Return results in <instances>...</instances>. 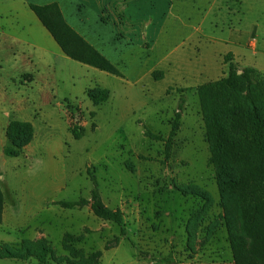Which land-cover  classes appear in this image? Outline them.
<instances>
[{
	"label": "rangeland",
	"instance_id": "obj_1",
	"mask_svg": "<svg viewBox=\"0 0 264 264\" xmlns=\"http://www.w3.org/2000/svg\"><path fill=\"white\" fill-rule=\"evenodd\" d=\"M52 1L68 24L80 19L77 27L105 45L113 44L111 26L103 23L111 15L114 26L128 29L135 22L123 21L122 0L121 6L109 0H0V39L3 29L36 43L18 44L7 36L0 48V252L26 254L0 255V264H235L228 220H236V199L220 182L234 177L237 168L210 161L197 87L228 74L224 40L250 50L237 61L233 57L238 67L253 65L264 75V0H247L252 8L242 6V12L236 0H128L142 24L167 17L168 40L158 36L152 51L147 39L115 41L123 50L102 54L124 77L57 49L29 6ZM200 27L209 39L187 43L188 54L171 52ZM65 42L80 51L72 38ZM169 61L168 76L155 80L153 71L165 72L153 67ZM101 87L109 89V98L94 105L88 92ZM182 96L181 118L168 145ZM12 119L30 121L35 129L16 157L4 152ZM72 128L82 129L80 138ZM95 186L109 207L121 210L122 224L94 215L89 205L57 203L90 199ZM42 244L48 248L45 262L39 259Z\"/></svg>",
	"mask_w": 264,
	"mask_h": 264
},
{
	"label": "trees",
	"instance_id": "obj_2",
	"mask_svg": "<svg viewBox=\"0 0 264 264\" xmlns=\"http://www.w3.org/2000/svg\"><path fill=\"white\" fill-rule=\"evenodd\" d=\"M44 27L50 32L63 52L70 58L93 66L108 73L120 75L117 67L98 49L82 37L65 20L57 2L29 4ZM72 38L80 46L79 52L67 47L65 40ZM229 71L220 79L198 85L203 122L211 149L210 161L216 167L230 162L236 166L234 177L220 182L221 187L236 199L235 218L228 220V234L235 264H264V75L252 66L238 67L233 54L224 58ZM155 80L163 77L161 70L152 73ZM187 88H177L184 92ZM107 88H95L88 92L94 105L108 100ZM184 97L180 98L178 110L172 123L168 145L181 118ZM74 138L82 135V129L72 128ZM34 126L30 121L12 119L6 127L5 135L9 143L4 152L16 157L34 138ZM152 137L160 136L149 132ZM62 207L74 208L89 205L94 215L123 223L119 209L109 207L95 186L91 198L60 200ZM4 207V194L0 187V216ZM0 255L24 258L10 248H4ZM48 248L39 247V259L45 262Z\"/></svg>",
	"mask_w": 264,
	"mask_h": 264
},
{
	"label": "crops",
	"instance_id": "obj_3",
	"mask_svg": "<svg viewBox=\"0 0 264 264\" xmlns=\"http://www.w3.org/2000/svg\"><path fill=\"white\" fill-rule=\"evenodd\" d=\"M109 1H111V3L113 5L117 4L118 6H121V4L119 3V0H109ZM127 1L128 0H122L123 4L121 6V8H122L121 10H122L123 21H124V19L126 17H132V18L134 17L135 18V22H133V21L129 22L128 29H126L125 27H120L119 25L118 26H114V23H115L116 20L113 19L114 17L112 15L109 17V20H107L106 22L102 21L103 23L111 26L110 29H109V34L111 35V39H112V43H113L111 46L110 45H105L104 43L100 42V40H99L100 37L91 34L90 31H81V29H79V27H77V26H80L81 23H82V21L80 19H76L75 18L74 22H75L76 26L74 24L73 25L69 24V25L72 26L82 37H84L90 44H92L96 49H99L101 51V53H103L107 57H109V55H107V53H105V52H108V54H113L114 50H115V52L116 51L120 52L121 50H123L122 48H119L118 46H116L115 41H125V42H127V41H140V40L147 39V40H149V43L151 44L149 49H150V51H152L156 47V45L158 44L157 43L158 36L164 37L165 40H168V36H167L168 32H167V28H166V23H167V20H168L167 17H164L157 24L153 23L152 20H150L152 22L145 20L144 24H142L141 21L136 20V19H138V15H139L138 13L139 12L138 11H134V10L131 12L130 8H129V3ZM130 1L131 0H129V2ZM52 2H56V1H52ZM49 3H51V2H49ZM236 3L238 4V7H237L238 8L237 9L238 12H242V6H245L246 9H251L252 8V4L247 3V0H245V3H244V0H236ZM58 5L60 6L59 3H58ZM139 5L141 6V3H139ZM227 8H228L229 11L233 10L228 5V3H227ZM60 9L62 11L61 6H60ZM99 21H101V17H100ZM87 33H89V35H87ZM199 35H203V36H199ZM7 36H9V35L3 29H1V38L2 39H0V48L2 47L3 43H5L3 41H5ZM210 36H211V34H207L205 32L204 28L200 27V28L196 29L194 36L190 35V36H188L187 39L184 38L182 41H180L177 44H175V46L172 48L171 52H175V53L180 54V55H181V53L185 54L186 51H185L184 47H185V45L187 43L190 44L189 46H191V45L194 44L195 41L198 42L200 39L202 40L204 38L205 39H209ZM9 37L13 40L14 43H18V44H22V43L26 44L27 43L29 45H33V47L36 46L35 45L36 43L32 39H25L23 37H18L16 35H13V36L10 35ZM51 37H52V35H51ZM214 37H215L214 41H216V42L219 41V40L221 41V39L217 38L215 35H214ZM55 43H56L55 46L57 45L56 46L57 49L59 51L63 52V50L58 45V43L56 41H55ZM221 45L223 46V48L227 47L226 49H228V52H231L233 54V57L235 58V61H237V59L239 58V55H243L244 53L246 55H248L249 54L248 51H250L247 48H245L244 45H242L240 41L230 42V41L224 40V41H221ZM221 48L222 47H220V49ZM119 49H121V50H119ZM133 54H134L133 55L134 57H138L139 61L141 60V57L136 56L135 53H133ZM186 54H188V53L186 52ZM14 55L17 56L18 58L21 57V55H19L18 52L14 53ZM146 55L150 56L149 54H146ZM31 56L32 55H29L27 57V59L29 61H32ZM172 63H173V61H169V63L165 64L164 66L156 65L153 68L161 67L162 69H164L165 74L163 73V77L161 78V79H163L165 76H168ZM150 71H151V69H149L147 73H150ZM104 72H106V71H104ZM106 73H108V72H106ZM118 76L124 77V75H122V74H120ZM161 79H159V80H161ZM179 88H181V87H179Z\"/></svg>",
	"mask_w": 264,
	"mask_h": 264
}]
</instances>
